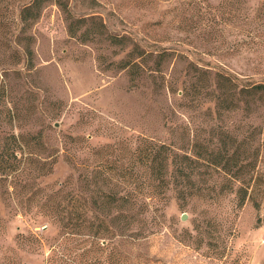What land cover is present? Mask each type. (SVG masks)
<instances>
[{"label": "rangeland", "instance_id": "1", "mask_svg": "<svg viewBox=\"0 0 264 264\" xmlns=\"http://www.w3.org/2000/svg\"><path fill=\"white\" fill-rule=\"evenodd\" d=\"M33 1L0 0V264H264V0Z\"/></svg>", "mask_w": 264, "mask_h": 264}, {"label": "trees", "instance_id": "2", "mask_svg": "<svg viewBox=\"0 0 264 264\" xmlns=\"http://www.w3.org/2000/svg\"><path fill=\"white\" fill-rule=\"evenodd\" d=\"M44 1L45 0H34L30 5L25 6V8L23 9V13H22V19L24 21H28L29 18L33 16L36 17L38 14V10L42 6ZM71 30L73 31V33L76 32L73 26L71 27ZM112 38L115 41L120 40L119 39L120 37L118 36H113ZM27 53L29 56L31 57L33 56V51L30 47L27 48ZM251 88L254 92H264V83L255 84ZM165 149H166V145L164 144L156 145L152 153H148L146 155V158L151 164L152 173L155 175L157 179H159L158 185H161L162 183L165 182V177H164L165 166H166L167 159L169 158V155L164 152ZM181 159L182 161H179L178 163V169L184 170L186 168V163L184 162L183 158ZM7 166L12 168V164H9L8 162H7ZM109 195L116 197V194L113 191L109 192ZM136 204H138L139 207L144 208V211H146V208L149 207V203L147 202H141V203L136 202Z\"/></svg>", "mask_w": 264, "mask_h": 264}, {"label": "water", "instance_id": "3", "mask_svg": "<svg viewBox=\"0 0 264 264\" xmlns=\"http://www.w3.org/2000/svg\"><path fill=\"white\" fill-rule=\"evenodd\" d=\"M185 216V215H184Z\"/></svg>", "mask_w": 264, "mask_h": 264}]
</instances>
